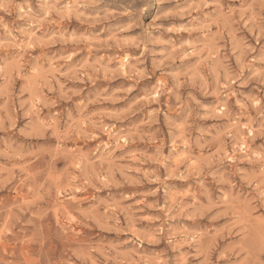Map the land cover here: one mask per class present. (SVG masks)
Returning <instances> with one entry per match:
<instances>
[{"label": "rangeland", "instance_id": "rangeland-1", "mask_svg": "<svg viewBox=\"0 0 264 264\" xmlns=\"http://www.w3.org/2000/svg\"><path fill=\"white\" fill-rule=\"evenodd\" d=\"M0 264H264V0H0Z\"/></svg>", "mask_w": 264, "mask_h": 264}, {"label": "bare ground", "instance_id": "bare-ground-1", "mask_svg": "<svg viewBox=\"0 0 264 264\" xmlns=\"http://www.w3.org/2000/svg\"><path fill=\"white\" fill-rule=\"evenodd\" d=\"M125 63V62H124Z\"/></svg>", "mask_w": 264, "mask_h": 264}]
</instances>
